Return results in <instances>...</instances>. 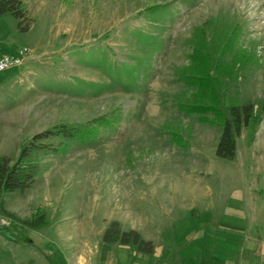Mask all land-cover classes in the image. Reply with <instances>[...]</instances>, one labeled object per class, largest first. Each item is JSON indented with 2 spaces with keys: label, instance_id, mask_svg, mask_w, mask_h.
I'll list each match as a JSON object with an SVG mask.
<instances>
[{
  "label": "rangeland",
  "instance_id": "obj_1",
  "mask_svg": "<svg viewBox=\"0 0 264 264\" xmlns=\"http://www.w3.org/2000/svg\"><path fill=\"white\" fill-rule=\"evenodd\" d=\"M21 2L27 32L11 15L0 16V56L22 60L0 74V158L16 161L33 135L60 125L81 132L98 127L86 141H40L48 149L28 159L37 166L31 188L0 193V264L126 263L136 250L106 246L108 223L123 206L142 219L149 213L160 229L176 224L179 194L189 193L182 171L196 160L214 161L212 193H224L217 182L227 159L215 156L221 128L210 123L217 122L212 114L185 112L195 91L178 75L190 63L195 29L221 14L241 26L235 50L252 61L224 81L220 109L231 120V105H253L247 164L254 192L264 194V0ZM100 116L110 125L90 123ZM40 216L41 223L30 225ZM156 243L157 254L167 250Z\"/></svg>",
  "mask_w": 264,
  "mask_h": 264
},
{
  "label": "crops",
  "instance_id": "obj_2",
  "mask_svg": "<svg viewBox=\"0 0 264 264\" xmlns=\"http://www.w3.org/2000/svg\"><path fill=\"white\" fill-rule=\"evenodd\" d=\"M254 115L255 111L248 126L236 138L235 157L220 161L227 163V170L223 171L226 173L220 174L217 182L223 185V194L212 193L217 190L210 169V162L214 161L196 160L182 171L183 186L189 193L179 194L180 219L176 224L164 222L160 229L153 216L147 217L149 213L142 219L139 210L137 214L133 212L134 208L122 206L120 212L118 210L121 217L115 220L120 228L136 230L154 246L151 254L140 253L132 246L136 251L130 249V259L127 258L124 264H264V194L254 192L251 184L254 172L251 173L247 164L249 148L255 139L251 138V143L245 144ZM262 122L260 117L252 127L253 134L259 131ZM215 136L217 145L220 132ZM215 162L219 163L218 160ZM229 163L237 169L229 170ZM158 214L165 219L169 213L163 210ZM158 230L163 233H154ZM158 240L161 241L159 245L167 249L164 253L157 254ZM118 246L128 249L131 245Z\"/></svg>",
  "mask_w": 264,
  "mask_h": 264
},
{
  "label": "trees",
  "instance_id": "obj_3",
  "mask_svg": "<svg viewBox=\"0 0 264 264\" xmlns=\"http://www.w3.org/2000/svg\"><path fill=\"white\" fill-rule=\"evenodd\" d=\"M5 14L11 15L17 21L20 32H27L30 20L21 0H0V16ZM241 31V26L225 14L208 19L195 29L190 41L192 48L190 63L178 72L180 79L195 91L192 100L183 104V109L188 114H212L217 122L210 120V123H217L221 128L215 156L227 160L235 157L236 137L243 127L248 126L253 113L251 103L233 104L229 107L231 120H228L224 118L220 109L223 96L227 92L224 81L237 75L252 61L249 54L235 50ZM262 110L264 111V102ZM90 123L110 125V122L102 116L93 119ZM113 124L117 125V122L114 121ZM97 127L91 126L81 132L67 125H60L33 135L21 148L16 161L12 162L5 156L0 158V193H24L31 188L37 174V166L29 163L28 159L33 151L48 149L46 144L40 141L58 137L65 140L86 141L94 138ZM42 219L40 216L37 223L30 225L36 226L43 221ZM101 239L103 243L134 246L144 254H151L154 251L151 241L144 240L136 230L123 231L117 221L108 223Z\"/></svg>",
  "mask_w": 264,
  "mask_h": 264
},
{
  "label": "built area",
  "instance_id": "obj_4",
  "mask_svg": "<svg viewBox=\"0 0 264 264\" xmlns=\"http://www.w3.org/2000/svg\"><path fill=\"white\" fill-rule=\"evenodd\" d=\"M21 58L18 55H1L0 56V74L14 69L21 65Z\"/></svg>",
  "mask_w": 264,
  "mask_h": 264
}]
</instances>
